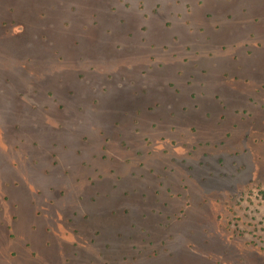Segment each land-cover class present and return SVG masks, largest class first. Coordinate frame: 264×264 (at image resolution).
<instances>
[{
    "label": "rangeland",
    "instance_id": "374dc122",
    "mask_svg": "<svg viewBox=\"0 0 264 264\" xmlns=\"http://www.w3.org/2000/svg\"><path fill=\"white\" fill-rule=\"evenodd\" d=\"M0 264H264V0H0Z\"/></svg>",
    "mask_w": 264,
    "mask_h": 264
}]
</instances>
